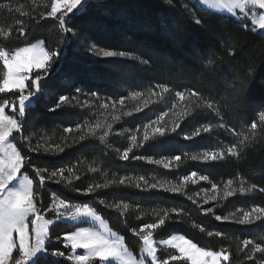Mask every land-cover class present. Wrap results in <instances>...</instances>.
<instances>
[{
    "label": "trees",
    "instance_id": "1",
    "mask_svg": "<svg viewBox=\"0 0 264 264\" xmlns=\"http://www.w3.org/2000/svg\"><path fill=\"white\" fill-rule=\"evenodd\" d=\"M50 4L51 0H0V29L11 31L7 40L0 37V44L14 50L43 41L46 50L59 48L62 52L60 59L48 68L49 75L41 81L42 85L50 82L52 87L43 90V101L26 117L24 135L31 137L33 148L37 144L41 147L38 152L30 151L27 144L21 148L34 167L65 170V180L59 184L47 179L42 188L36 184L38 200L45 209L51 204L53 193L68 202L89 203L113 231L125 238L126 246L135 255L141 244L133 230L158 222L167 211L165 224L153 232L155 240L182 235L207 250L226 249L230 259L224 264L260 262V253H253V259H248L251 246L243 248V241L251 239L264 245L261 239L264 215L253 213L250 223L238 221L244 212H251L254 207L264 208V191H261L264 189V132L257 130L255 139L246 142L239 158L204 162L191 157L199 150H217L218 143L226 144L224 150L238 144L250 124L258 120V112L264 110V37L259 32L245 31L234 19L200 12L198 7L192 8L202 19V24L197 25L191 12L185 9L190 0H174L173 5L165 0L90 1L87 12L70 16L74 19L66 26L73 28L75 34L62 33L57 20L47 16L41 19L40 13L49 12ZM17 7H22L27 15L7 11ZM247 23L250 27V21ZM20 28L25 30L23 36L19 34ZM66 38L71 43L64 47ZM92 46L97 50L123 51L139 59L98 58L88 50ZM229 48L235 49L234 56H229ZM209 58L215 63L206 67L204 61ZM142 60L147 63H141ZM158 86H166L169 91L163 92ZM187 90L218 101L220 115L203 105L196 108L192 103L194 97L181 101L176 96L177 92L187 95ZM60 95L68 96V101L50 111ZM4 96L14 98L18 93ZM104 104L118 112L119 119L112 123L111 129L98 122L97 117L95 121L92 119L93 108ZM164 113L167 115L161 120ZM151 121H158L151 124L164 129L165 135L148 133L149 139L145 141L141 132ZM221 123L225 127H219ZM176 124L179 128L173 132ZM207 124L212 125V130L217 126L220 130L210 131L208 138L201 131L199 136L184 139L186 134L191 136ZM135 130L139 132L136 147L129 153V160L124 161L120 156L132 146L125 138L126 133ZM105 131L108 136L102 142L100 137ZM16 142L19 146V140ZM55 145L64 151L51 147ZM168 152H172L173 158L179 155L181 159L170 168L157 165L155 162ZM134 156L146 159L136 160ZM148 159L153 162L149 163ZM193 172L207 176L206 180L216 186L218 196L213 209L198 206L190 192L150 189L139 180L143 176L149 185L156 183L165 187ZM27 174L35 182L39 180L35 172L27 170ZM44 175L47 177L48 173ZM77 176L80 178L76 179ZM122 177L126 178L123 185L119 184ZM67 179L73 183L67 185ZM113 180L116 183H110L107 188L96 189L90 195L82 194L90 186ZM228 180L233 184L226 189ZM242 182L243 194L239 191ZM137 183L140 188L136 187ZM232 189L236 190L235 194L226 197L225 192ZM101 200L105 203H100ZM125 203L129 205L127 211L123 208ZM216 215L228 219L217 221ZM73 230L55 225L51 232L55 244L49 246V251L70 253L63 247L61 236ZM209 232L213 235L209 236ZM217 232L222 235L216 236ZM41 264L71 263L63 258H47Z\"/></svg>",
    "mask_w": 264,
    "mask_h": 264
},
{
    "label": "snow or ice",
    "instance_id": "2",
    "mask_svg": "<svg viewBox=\"0 0 264 264\" xmlns=\"http://www.w3.org/2000/svg\"><path fill=\"white\" fill-rule=\"evenodd\" d=\"M165 3L173 5L174 0H165ZM88 4L89 0H51L50 11L46 14L41 12L40 16L41 19L47 16L57 20L62 33H74L73 28L66 26L72 23L74 19L69 14L73 13L74 10L81 9L80 14L83 15L87 12ZM197 7L200 12L234 19L241 23L245 31L259 32V35L264 37V0H190V4H186L185 9L191 12L194 23L201 25L202 19L198 18L196 13L192 11V8ZM7 11H15L21 15H27L22 7L15 9L8 8ZM66 17L69 19L66 20ZM249 21L250 27L247 23ZM20 23L23 22L21 21ZM162 23L170 27L166 21H162ZM19 34L21 36L25 34L24 28L19 29ZM10 35L11 31L5 32L0 29V37L7 40ZM70 43V38H66L63 46L67 47ZM43 44V41H38L27 46L17 47L14 50H9L0 44V264H41V260H46L49 256L54 258L63 257L71 261V264H96V262H99V264H169V260H184L188 264H221L222 261L228 262L230 257L226 249L219 251L207 250L199 247L196 243L182 235H172L170 238L160 241L155 240L151 230L158 229L165 224V220L168 217L167 211L164 212L163 217L158 219V222L145 224L139 228V231L133 230V235L139 236L142 241L139 258H137L126 246L125 238L113 231L97 209L89 203L68 202L53 193L51 204L45 209V206L38 200L39 193L34 185V180L27 174V170L35 172L39 178V186L41 188L45 185L46 179L57 184L61 183L62 180H65V170L62 168L47 169L34 167L30 162L31 158L21 150L25 144H27L30 151L38 152L41 147V145L37 144L33 148L31 137L24 135L26 117L31 114L35 106L43 101V90L52 87L50 82L46 81L42 85L41 81L45 80L49 75L48 68L51 67V63L57 62L62 55L59 48L49 51L43 47ZM89 51L101 58L128 56L129 58L139 59L123 51L97 50L95 46L90 47ZM228 54L229 56H234L236 54L235 49L229 48ZM141 63H147V61L142 60ZM204 63L206 67H211L215 61L209 58ZM34 69L37 70L35 76L32 75ZM28 81H31V83L29 84ZM158 87H162L163 92L169 91L166 86ZM7 93H18V96L8 98L4 96ZM92 95L95 96L96 93ZM176 96L181 101L194 97L195 100L192 103L196 108H200L203 105L206 109L220 115V103L204 97L195 90H187V95L185 92H177ZM68 99V96L60 95L56 105L49 110L55 111ZM119 103L121 105L124 103L123 98ZM102 106L104 108L108 107L107 104ZM6 109H9L11 114L6 112ZM140 110L137 109V111ZM125 115H131V113H125ZM164 115H167V113L161 115V120ZM113 119L118 120L119 117L116 116ZM157 122L151 121L148 125H145V128H148L151 123ZM219 127L223 128L225 125L221 123ZM108 128L111 129V125H108ZM177 128H179V124H176L172 128V131L175 132ZM258 129L264 132V110L258 112V120L250 124L247 133L242 135V139L239 140L238 144H233L227 147L226 150L205 151L202 160L209 162L223 161L227 157L239 158L240 152L246 146V142L255 139ZM211 130L212 125L207 124L202 126V129L197 128L191 136L186 134L184 139L189 140L194 136H199L201 131L208 133ZM65 131H71V129H65ZM89 132L94 134L92 129H89ZM154 132L159 133L160 136L165 135V130L161 128H155ZM234 135L240 134L234 133ZM107 136L108 132L105 131L100 140L103 142ZM83 139L84 137L81 136V140ZM143 139L145 141L149 139L147 132H145ZM17 140L20 142L19 146L16 142ZM136 140V136L133 135L131 137L132 146L123 151L120 159L124 161L129 160V153L133 147H136ZM140 146L142 147L143 145L141 144ZM51 147L58 149L59 152L64 151L59 145ZM44 151L47 153L49 149L46 147ZM191 158L193 160L198 159L196 155H193ZM133 159L140 160L146 158L134 156ZM174 159L179 161L181 157L177 155ZM148 162L152 163L153 161L148 159ZM170 164L171 160L164 167L167 168ZM22 169L25 171L22 172ZM68 171L71 172V169H68ZM44 173H48L47 177ZM196 175V172L191 173L190 176L184 178V182L192 180ZM57 176L60 179L54 180L53 178ZM79 178V176L76 177V179ZM125 179L122 177L119 180V184H125ZM200 179L206 180L208 177L201 176ZM139 180L143 181L144 185L150 189L159 188L164 191L181 192L180 187L165 188L163 184L158 185L156 183L149 185L143 176H140ZM72 183L71 179H67V185H71ZM110 183L115 184L116 181L95 184L82 194L90 195L96 189L109 187ZM193 183H195V180H193ZM232 184L233 181L228 180L225 188H231ZM136 187L140 188L141 185L137 183ZM215 189L216 186L213 185V190L215 191ZM239 191L242 194L245 192L243 182ZM261 191H264V189H261ZM235 192V189L227 190L225 196H232ZM100 203L103 204L105 202L101 200ZM106 206L111 207V205ZM120 206V204L115 205L116 208H120ZM123 208L127 211L129 205L125 203L123 204ZM207 211H212V209H208ZM47 213H54V216L46 218ZM253 213L264 215V208L254 207L251 212H244L243 217L238 223H250V217ZM256 218L259 219V216ZM215 219L221 221L227 220L228 217L216 215ZM57 222H65L67 226L75 229L63 237L62 242L64 247L71 250L67 256L63 251H49L47 247V244L52 239L50 235L51 226ZM203 230L201 228V231ZM208 235L211 236L213 233L209 232ZM215 235L221 236L222 233L217 232ZM261 239L264 240V237H261ZM158 244L175 249L179 255L172 254L167 259L161 260L157 255ZM249 246H251V250L247 254L248 259H253V253H260L259 260L261 264H264V245L255 243L251 239H245L243 241V248L247 249ZM78 249L83 250V253L78 254Z\"/></svg>",
    "mask_w": 264,
    "mask_h": 264
},
{
    "label": "rangeland",
    "instance_id": "3",
    "mask_svg": "<svg viewBox=\"0 0 264 264\" xmlns=\"http://www.w3.org/2000/svg\"><path fill=\"white\" fill-rule=\"evenodd\" d=\"M90 1H97V0H89V2ZM39 2H40V0H39ZM80 11H81V9H77V10H74L73 13H77V12H80ZM73 13L69 14V16H71ZM58 15H59V13H58ZM66 18H68V17H66ZM89 48L90 47H88V50H89ZM96 57L101 58L100 56H97V55H96ZM46 67H47V65H46ZM36 74H37V70L34 69L33 72H32V75L35 76ZM28 83H31V81H28ZM63 85H66V83L64 82ZM93 110L95 111L94 112L95 115L93 114L94 117H92L93 121H95L94 119H95V117H97V121L98 122L100 121L101 124H103L104 126L112 125V123H114L116 121V119H113V117L118 116V112H117L116 109H114L113 106H108L107 108H104L102 105L101 106L98 105V107L95 106L93 108ZM7 111L10 112L9 109H6V112ZM155 128H156V125L155 124H150V126L148 128H144L143 129V131L141 132V135L144 136L145 132H147V134L148 133H155L154 132V129ZM107 129H109V128H107ZM219 130L220 129L217 126L213 130H211V133L212 132L217 133ZM138 133H139L138 130H135V131H127L125 138L128 141V143H130V142L132 143L131 137L133 135H135L136 137H138L139 136ZM205 135H206L205 137H207V138L210 137L209 132L208 133H205ZM225 146H226V144L224 142H222V144L221 143H218L216 145L217 150H219V149H225ZM205 151H213V150H199L198 152H193V154L196 155L198 158H201L202 159L203 153ZM171 153L172 152H168V154H166L164 157H162L159 160H157L155 163L157 165L165 168L164 165L165 164H168L169 161L171 160V164L167 168L172 167L173 164L176 162V160L171 156L172 155ZM157 162H159V163H157ZM22 172H23V169H22ZM190 175H191V173L189 175L185 176V177H188ZM185 177L181 178L180 180H177L176 182H169V183H167L165 185V188H171V187L175 186V187H180L181 188V192H190V193H192L194 199H196L198 201V203H197L198 206H201V207H207V208L208 207H212L214 205V203H216L217 196H218V190H217V188L215 189V191L213 190V184H211L207 180H201L200 179L201 176L199 174H197L195 177H193L192 180H188L186 183L184 182V178ZM193 180H195V183H193ZM36 184H39V180H37L36 182L34 181V185L35 186H36ZM205 201H207V203H205ZM213 207H212V209H213ZM53 216H54V213H47L46 218H49V217L52 218ZM57 224H59V225H61L63 227H69V226H67V224L65 222H57L55 225H57ZM55 225L51 226L50 235H51V232H52L53 227ZM84 226H88V225H84ZM154 230H151V231L154 232ZM64 235L65 234H63L61 236V239L62 240H63ZM177 236H180V235H177ZM166 239H168V238H166ZM51 244H55L52 239L47 244L48 249H49V246ZM140 244H141V246H140V248H141L142 247V241L141 240H140ZM63 247H64V244H63ZM64 248L70 250V248H66V247H64ZM70 252H71V250H70ZM77 253L78 254H82L83 253V250L78 249L77 250ZM69 254L70 253L65 254V255L67 256ZM139 254H140V250H139L138 255H136L137 258H139ZM172 254L179 255V253L176 252V250L173 249V248H169L167 246H162V245H159V244L157 245V255H158V257L161 260L167 259ZM14 255H15V253H14ZM162 257H164V258L162 259ZM48 258H51V259H54V260H58V259L63 258V257H56V258H54V257L49 256ZM66 261H68V262L71 263V261H69V260H66ZM224 263L225 262H223V261L221 262V264H224ZM169 264H188V262L187 261H184V260H178V261H171V260H169ZM256 264H261V262H256Z\"/></svg>",
    "mask_w": 264,
    "mask_h": 264
}]
</instances>
